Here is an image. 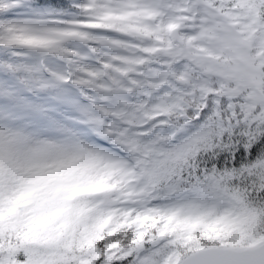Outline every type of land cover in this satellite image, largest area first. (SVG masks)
Returning <instances> with one entry per match:
<instances>
[{"label": "snow or ice", "instance_id": "obj_1", "mask_svg": "<svg viewBox=\"0 0 264 264\" xmlns=\"http://www.w3.org/2000/svg\"><path fill=\"white\" fill-rule=\"evenodd\" d=\"M0 46L79 113L0 136V264H264V0H0Z\"/></svg>", "mask_w": 264, "mask_h": 264}, {"label": "rangeland", "instance_id": "obj_2", "mask_svg": "<svg viewBox=\"0 0 264 264\" xmlns=\"http://www.w3.org/2000/svg\"><path fill=\"white\" fill-rule=\"evenodd\" d=\"M16 56L20 59L24 58V66L31 72L33 86L37 85L43 68L47 66L57 70L55 62L39 60V70L27 54H16ZM33 112H37L43 119L59 120L68 124L74 123L79 115L76 110L58 103L45 93L21 89L9 94L4 90L3 85H0V136H24L26 137L24 147H30L43 139L32 131Z\"/></svg>", "mask_w": 264, "mask_h": 264}, {"label": "trees", "instance_id": "obj_3", "mask_svg": "<svg viewBox=\"0 0 264 264\" xmlns=\"http://www.w3.org/2000/svg\"><path fill=\"white\" fill-rule=\"evenodd\" d=\"M18 12L21 14L16 16L9 14L7 18L24 19L25 16L22 14L24 9H20ZM16 54H27L29 59L33 61L34 64L36 63L37 67L40 58L44 61L55 62L58 68L57 71L60 70L58 65L62 64V62L53 57L43 55L30 49L0 46V85H3L4 90L7 93L13 94L15 90L17 92L22 86L27 90H33L36 88L39 91H45L50 96H53L57 101L65 103L77 110L75 103L70 99V97H74L77 91L74 87L62 84L59 81L50 78L48 72L45 70L41 71V74L38 77L37 85L33 86L31 81V72L24 66V58L20 59L16 56Z\"/></svg>", "mask_w": 264, "mask_h": 264}]
</instances>
